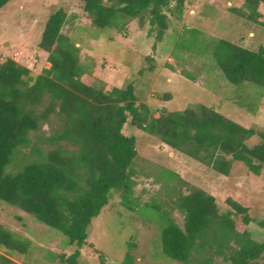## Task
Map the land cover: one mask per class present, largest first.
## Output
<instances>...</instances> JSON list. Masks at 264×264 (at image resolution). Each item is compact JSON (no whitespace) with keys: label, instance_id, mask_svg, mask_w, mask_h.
<instances>
[{"label":"trees","instance_id":"1","mask_svg":"<svg viewBox=\"0 0 264 264\" xmlns=\"http://www.w3.org/2000/svg\"><path fill=\"white\" fill-rule=\"evenodd\" d=\"M11 0H0V10ZM89 21L99 29H126L132 20L150 24L149 34L163 40L172 17L182 20L185 0H78ZM264 0H244L242 16L264 25L260 6ZM64 10L50 16L40 48L48 53L51 67L33 76L29 68L0 52V202L21 208L39 222L66 235L75 252L63 264H79L89 227L101 215L114 192L122 204L136 208L133 197L138 157L137 139L129 127L158 137L163 144L229 175L234 162L245 163L251 173L264 166V131L247 128L213 107L163 109L155 117L140 105L134 84L127 88L98 80L81 62L80 47L63 33ZM216 59L234 85L264 88V47L257 50L222 40ZM105 86H103V85ZM172 100V94L166 96ZM55 113L60 125L50 136L57 146L46 153L35 148L37 158L15 173H7L13 158L31 143L30 133L40 121ZM260 136L253 146L248 141ZM68 142L73 148L66 147ZM243 225L252 217L248 208L232 201ZM185 216L181 227L165 211L162 230L165 253L182 264H258L264 242L252 238L247 227L239 231L231 212L220 213L216 197L202 188L181 193L175 202ZM135 205V206H134ZM160 209L161 207H156ZM264 228V219L259 221ZM236 240L238 248L231 246ZM32 243L0 222V250L27 252ZM4 250V251H6ZM223 255L221 262L216 255ZM102 264L109 263L104 255ZM65 261V263H64ZM127 262L133 264L129 255ZM0 264L11 259L0 252Z\"/></svg>","mask_w":264,"mask_h":264},{"label":"rangeland","instance_id":"2","mask_svg":"<svg viewBox=\"0 0 264 264\" xmlns=\"http://www.w3.org/2000/svg\"><path fill=\"white\" fill-rule=\"evenodd\" d=\"M185 1L182 20L172 17L164 39L159 40L157 31L149 34L150 24L137 19L123 30H101L89 21L78 0H11L0 10V52L3 58L29 68L35 77L44 73L51 63L39 45L43 31L50 16L64 10L63 33L80 47L82 64L107 85L124 89L134 84L140 105L150 108L155 117L163 109L207 105L247 128L264 131V88L234 85L215 56L222 40L253 50L264 47V25L241 15L244 0ZM260 11L264 14L263 4ZM168 94L172 100L166 98ZM59 125L55 113L41 120L40 128L30 133L29 147L21 148L7 173L35 160V148L46 153L56 147L49 138ZM127 133L136 137L139 152L134 172L136 208L124 206L122 194L114 192L89 227L79 264H102V255L112 264H129V255L133 264H182L165 253L162 230L168 223L165 211L184 227L185 216L175 202L194 187L215 196L220 213L231 212L239 231L247 227L253 239L264 242V228L259 225L264 219V166L260 174H253L245 163L234 162L230 174L223 175L144 130L129 127ZM260 141V136H254L248 143ZM232 201L248 208L252 217L248 226ZM0 222L32 243L24 253L2 248L11 264H63L62 258L77 249L62 232L19 207L0 202ZM231 246L239 244L234 240ZM223 259L222 254L215 256L216 263ZM258 264H264V255Z\"/></svg>","mask_w":264,"mask_h":264}]
</instances>
